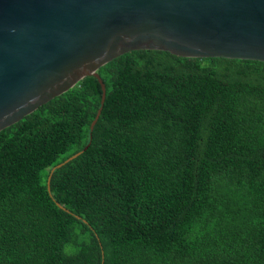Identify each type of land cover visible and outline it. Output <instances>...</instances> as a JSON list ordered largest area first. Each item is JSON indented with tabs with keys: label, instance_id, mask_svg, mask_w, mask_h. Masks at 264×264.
<instances>
[{
	"label": "trees",
	"instance_id": "trees-1",
	"mask_svg": "<svg viewBox=\"0 0 264 264\" xmlns=\"http://www.w3.org/2000/svg\"><path fill=\"white\" fill-rule=\"evenodd\" d=\"M98 74L0 132V264H264V63Z\"/></svg>",
	"mask_w": 264,
	"mask_h": 264
},
{
	"label": "water",
	"instance_id": "water-1",
	"mask_svg": "<svg viewBox=\"0 0 264 264\" xmlns=\"http://www.w3.org/2000/svg\"><path fill=\"white\" fill-rule=\"evenodd\" d=\"M134 51L264 63V0H0V132L93 77L92 132L99 69Z\"/></svg>",
	"mask_w": 264,
	"mask_h": 264
}]
</instances>
